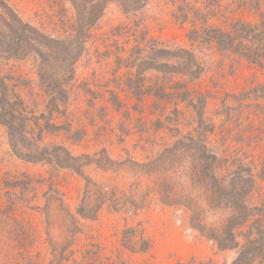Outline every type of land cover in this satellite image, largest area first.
Masks as SVG:
<instances>
[{
  "label": "rangeland",
  "instance_id": "1",
  "mask_svg": "<svg viewBox=\"0 0 264 264\" xmlns=\"http://www.w3.org/2000/svg\"><path fill=\"white\" fill-rule=\"evenodd\" d=\"M3 1L0 264L120 263L102 233L145 253L150 208L205 264H264V69L238 51L264 0Z\"/></svg>",
  "mask_w": 264,
  "mask_h": 264
},
{
  "label": "crops",
  "instance_id": "2",
  "mask_svg": "<svg viewBox=\"0 0 264 264\" xmlns=\"http://www.w3.org/2000/svg\"><path fill=\"white\" fill-rule=\"evenodd\" d=\"M140 223L137 227H143L146 230V252H132L123 246H116V240L107 238L106 235L110 236L113 232L102 233V244L105 245L106 251L117 250L120 251L121 258L116 260L120 263L116 264H205L201 257L203 246H207L204 242H188L182 235V228L178 226V223L166 212H156L150 208L144 214H141ZM146 223V224H145ZM115 224V223H114ZM133 224V223H132ZM135 225V224H133ZM156 231V233L154 232ZM162 233V235H161ZM102 245V246H103ZM115 245V247H114ZM190 246L198 247V254L196 251H190ZM208 256L215 258L218 262L217 254L214 255V251L217 248L211 249L207 246ZM173 255L172 259H169ZM141 258H140V257ZM154 256V257H151ZM200 256V257H199ZM139 257V258H138ZM104 264H114L112 261Z\"/></svg>",
  "mask_w": 264,
  "mask_h": 264
},
{
  "label": "trees",
  "instance_id": "3",
  "mask_svg": "<svg viewBox=\"0 0 264 264\" xmlns=\"http://www.w3.org/2000/svg\"><path fill=\"white\" fill-rule=\"evenodd\" d=\"M0 4L5 5L3 0H0ZM261 16H263V15H261ZM250 30L251 31H248V30L245 31L244 28L242 27L239 31L240 34L236 30V33H238V35H241V36H239L240 37V43L239 44L241 45V49L238 48L239 49L238 51H239L240 55L244 56L249 62L254 63V64H256L259 67L264 69V19L260 20L259 23H256V26L252 27V29H250ZM15 45H16V43H15ZM8 46L12 47L11 44ZM259 90L264 91V85L260 86ZM226 233H227V236H229L231 239L233 238V234L231 233V231H226ZM259 237L263 238L264 234L259 235ZM215 240H217V238ZM220 244L224 248H231L233 246V245L227 243L225 239H222ZM251 247L252 246H249L247 243H244L242 245V247H240V249H238L237 257L234 259V262H232V264H239L241 259L248 257V256L250 257V255L252 253ZM258 247L259 246L256 245V246H254V249H256V250L260 249Z\"/></svg>",
  "mask_w": 264,
  "mask_h": 264
}]
</instances>
